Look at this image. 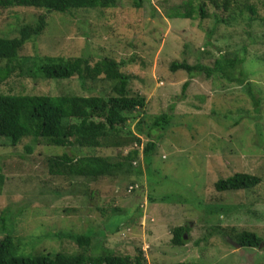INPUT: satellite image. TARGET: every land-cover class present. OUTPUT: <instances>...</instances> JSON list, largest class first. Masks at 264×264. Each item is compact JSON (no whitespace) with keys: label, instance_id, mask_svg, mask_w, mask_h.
Segmentation results:
<instances>
[{"label":"rangeland","instance_id":"obj_1","mask_svg":"<svg viewBox=\"0 0 264 264\" xmlns=\"http://www.w3.org/2000/svg\"><path fill=\"white\" fill-rule=\"evenodd\" d=\"M182 1L142 0L136 8L135 0H119L114 8L79 9L73 16L34 8L0 9L2 36L16 35L19 26L35 22L40 14L46 18L44 32L22 47L20 57H85L92 64L104 57L133 58L128 69L139 80L130 82V91L147 100L145 119L161 114L169 119L163 129H151L155 150L147 157V167L137 164L139 176L125 171L96 181L54 176L46 160L52 153L62 154L63 148L26 138L15 147L0 144V217L10 222L21 252L30 251L32 240L36 252L75 253L81 248L65 235L87 234L89 254L105 248L132 257L140 249L145 264H264V0H236L224 14L210 0H199L206 4L204 19L166 18L164 10ZM247 4L254 13L244 7ZM219 14L234 20L217 22ZM80 26L88 29L86 36ZM234 55L244 61L230 71L231 82L214 73L188 80L184 71L168 69L170 61L182 59L212 68L215 60L222 63ZM185 81L188 86L182 92ZM88 87L97 93L104 88L99 82L81 85L76 78L45 81L12 74L0 90L57 96L86 95ZM127 127L135 131V120ZM143 130L148 132L146 124ZM141 139L140 150L148 141L144 135ZM24 145L32 151L27 153ZM132 147L73 152L116 161ZM242 172L261 178L259 191L214 189L216 181ZM135 184L138 187L127 192ZM160 197L168 202H160ZM209 209H214L211 214ZM179 225L190 226V242L184 247L170 243L171 231ZM214 226L254 232L262 243L241 249L228 237L213 235L222 250L218 254V248L204 247L203 241ZM195 239H200L198 246ZM221 241L231 246L223 248Z\"/></svg>","mask_w":264,"mask_h":264},{"label":"trees","instance_id":"obj_2","mask_svg":"<svg viewBox=\"0 0 264 264\" xmlns=\"http://www.w3.org/2000/svg\"><path fill=\"white\" fill-rule=\"evenodd\" d=\"M141 2L142 0H135V7L139 8ZM210 2L221 10V14L228 11L232 5H237L236 0H221L220 4L217 0H210ZM117 4L119 0H0V9L34 8L44 10L46 13L55 12L73 16L79 9H96L93 11L101 12L114 8ZM244 7L252 13L255 12L252 5L247 4ZM164 14L168 19L194 20L208 16L206 4L199 0L197 4H194L192 0H184L177 7L165 9ZM215 18L217 22L226 23L234 20L229 16L224 18L220 14L218 17L215 15ZM46 26V18L40 14L35 22L19 26L16 35H0V85L12 74H16L19 77L38 78L45 81L76 78L81 85H86L87 81H90L91 87L93 83L99 82L104 87L103 91L97 93L88 87L86 95L68 93L49 96L6 94L0 90V144L15 147L26 138L33 141L41 139L48 147L63 148L62 154L52 153V156L46 160L48 170L54 176L80 177L90 181L105 179L121 171L139 176L140 169L137 166L143 162L147 167V157L155 150V143L149 140L151 129L152 131L158 128L163 129L169 119L167 114L145 119L147 100L130 91V82L134 79L139 80V77L128 69L130 64H134V59L117 61L114 58L104 57L92 64L90 59L85 57L33 56V59L20 57L19 52L22 47L28 41L39 37ZM80 29H83L82 35L86 36L88 29L84 30L82 26ZM243 61V57L234 55L222 63L220 60H215L214 67L211 68L199 62L190 64L185 59L172 60L168 69L171 73L184 71L188 80H192L195 74H203L210 78L214 73L231 82L233 79L230 77V71L235 70L236 66ZM223 64H225L224 67ZM236 81L242 83L240 80L236 79ZM187 86L188 81H185L182 92ZM254 103L257 102L254 100ZM130 120H135V131L127 127ZM145 124L148 132L143 130ZM141 135H144L148 141L140 150ZM130 145L133 147L130 150L127 149L123 155L120 153L116 161H111L108 156L87 154L77 156L73 152L102 147L124 148ZM23 147L27 153L32 151L30 145ZM65 148L70 152H65ZM1 181L0 177V184ZM260 182L261 178L253 175L252 172H242L216 181L214 189L217 192L249 189L259 191ZM135 185H129L127 191L130 187L134 189ZM149 200L153 201L151 197ZM160 202H168V198L160 197ZM209 210H212L211 214L214 209ZM218 214L227 213L218 211ZM203 217H205L204 223L208 224L207 215ZM7 221L4 216L0 217V264H145L140 249H137V254L132 257L115 255L105 248H101V252L97 254H89L87 249L91 245V236L87 234L65 235V238L72 240L81 248L75 253L36 252L33 249L32 240L30 243L27 242L30 251L21 252L20 241H16L12 226ZM119 223L120 221L116 226ZM209 230L211 232L208 231L207 235H203V241L206 244L204 247L218 248L219 250H215L218 254L222 250L219 244L215 243L213 235L221 238L228 237L235 244L234 247L238 246L241 249H255L262 243L261 237L245 229L214 226ZM189 231V225L174 227L171 231V245L184 247L190 242ZM199 242L200 239H195L193 244L198 246ZM221 243L223 248L231 246L229 242L221 241ZM175 264H193V262Z\"/></svg>","mask_w":264,"mask_h":264},{"label":"clouds","instance_id":"obj_3","mask_svg":"<svg viewBox=\"0 0 264 264\" xmlns=\"http://www.w3.org/2000/svg\"><path fill=\"white\" fill-rule=\"evenodd\" d=\"M148 103V102H147ZM147 103H146V107H147ZM138 186H136L135 185V187H134V189H136ZM134 189H131L130 191H127V192H132ZM151 221H152V219H151ZM153 222V221H152ZM179 226H181V225H179ZM183 226V225H182ZM186 237V236H185Z\"/></svg>","mask_w":264,"mask_h":264},{"label":"built area","instance_id":"obj_4","mask_svg":"<svg viewBox=\"0 0 264 264\" xmlns=\"http://www.w3.org/2000/svg\"><path fill=\"white\" fill-rule=\"evenodd\" d=\"M131 189H132V187H130L128 191H130Z\"/></svg>","mask_w":264,"mask_h":264},{"label":"water","instance_id":"obj_5","mask_svg":"<svg viewBox=\"0 0 264 264\" xmlns=\"http://www.w3.org/2000/svg\"><path fill=\"white\" fill-rule=\"evenodd\" d=\"M185 238V237H184ZM238 247V246H237Z\"/></svg>","mask_w":264,"mask_h":264}]
</instances>
